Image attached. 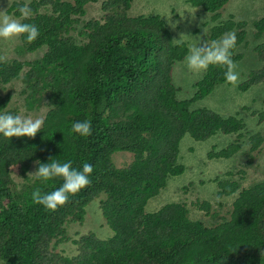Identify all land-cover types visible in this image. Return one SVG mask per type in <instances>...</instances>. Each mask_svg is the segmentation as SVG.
<instances>
[{
	"label": "trees",
	"instance_id": "obj_1",
	"mask_svg": "<svg viewBox=\"0 0 264 264\" xmlns=\"http://www.w3.org/2000/svg\"><path fill=\"white\" fill-rule=\"evenodd\" d=\"M11 1L7 14L36 25L40 35L32 43L20 36L18 57L2 60L0 51V112H21L10 108L7 85L13 81L24 86L25 109L46 112L35 138L0 135V264H264V167L262 179L247 183L248 171L260 167L264 133L249 131L238 115L193 109L227 83L225 69L210 66L194 83L196 93L180 99L174 67L183 63L187 45L173 41L160 15L130 16L134 0H102L97 17L88 10L100 0ZM187 1L219 22L210 41L236 34L235 64L248 54L255 61L239 90L264 86V41L249 48L251 24L221 20L230 0ZM24 4L32 9L27 19L17 10ZM247 20L262 39L264 17ZM259 116L264 122V113ZM84 119L92 123L87 137L71 131L73 122ZM218 134L234 139L212 149L208 159L242 155L245 164L216 178L210 198L185 197L149 209L168 182L187 170L179 157L184 137L204 142ZM120 152L131 153L132 162L118 164ZM49 158L93 166L91 183L55 211L36 204L31 193L51 192L63 181L28 179L37 161ZM99 198L94 206L113 235L102 239L92 229L70 235V226H82Z\"/></svg>",
	"mask_w": 264,
	"mask_h": 264
},
{
	"label": "rangeland",
	"instance_id": "obj_2",
	"mask_svg": "<svg viewBox=\"0 0 264 264\" xmlns=\"http://www.w3.org/2000/svg\"><path fill=\"white\" fill-rule=\"evenodd\" d=\"M23 1L30 2L31 0ZM101 1L102 0L90 7L91 9L89 8V15H96V17L100 16L99 5ZM11 3V0H0V13L7 14V9ZM223 10L221 11V14L223 12L222 21L234 17L238 21L246 20L249 25L251 24L249 27V29H251V37L247 38V46H249V48L253 47L257 41L254 39V28L252 27V23L251 21L249 22L247 18L249 17V20H254L264 16V1L230 0ZM129 14L134 17L141 14L147 16L160 15L171 32L173 40L178 39L181 34H187L192 36L190 42H198L199 37L202 40L207 39L210 41V29L212 26L219 23L212 22L207 13L200 8L192 7L187 0H134ZM12 18L16 19L14 17ZM204 30H206V35ZM18 46H20V37L11 40L0 39V51L3 53L2 60L18 57V54H14ZM241 63H245L247 69H244ZM241 63L236 64L239 80L235 85L226 83L225 85L218 86L215 91L204 100L195 103L193 109L209 108L224 118L238 115L239 119L244 120L249 131L264 133V122L260 121L259 116L261 113H264V86H254L244 92L239 90L238 87L246 80L248 71L250 72L252 70V68L248 69V67L255 63V61L248 54ZM203 74L204 72L200 73L188 70L184 63L177 64L174 67V82L177 87L182 88L177 93L178 98H191L196 93V89L193 90V85L196 81L201 79ZM7 88L12 93L10 107L18 108L19 111H21L18 114H23L25 116L30 115L33 118H43L44 113L28 112L24 108L22 93L24 86L20 81H13L7 85ZM233 139V136L218 134L207 141L196 142L189 135H186L180 144L179 157L180 160L182 159L181 162L187 167V170L182 176L173 178L168 182L162 195L150 203L149 209L153 210L158 208L169 200L185 199V197H201L202 194H204L205 198H210L212 194L214 195L217 189L214 180L216 178H223L227 172L235 170L238 166L241 167L247 160V158L242 155L229 160L208 159L207 155L212 149L216 151L222 150L233 141ZM188 147L193 148V151L190 152ZM115 159L118 164L127 161L126 164H129L133 160V155L131 153L120 152L115 155ZM257 163L260 167H255V165H253L255 169L248 171L247 183L263 178L260 170L264 167V152L263 155L258 158ZM14 170L16 174L19 175L20 171L17 166ZM191 183L193 184L192 188L189 186ZM187 186L188 190L185 191L184 188ZM100 200L101 198L96 199L89 205L86 220L82 226H70V235H73L77 230H81L82 232L87 229H92L102 239L109 238L113 235V232L109 229L110 227L105 223L98 206H94L100 203ZM64 248L68 254L72 255L75 253L74 247L71 245H67Z\"/></svg>",
	"mask_w": 264,
	"mask_h": 264
},
{
	"label": "clouds",
	"instance_id": "obj_3",
	"mask_svg": "<svg viewBox=\"0 0 264 264\" xmlns=\"http://www.w3.org/2000/svg\"><path fill=\"white\" fill-rule=\"evenodd\" d=\"M17 10L21 19H27L32 15V9L27 4L18 5ZM263 17L261 16L256 20ZM204 33L206 35V30ZM39 35V29L36 25L23 23L21 20L0 13V39L11 40L24 36L27 43H32ZM191 37L187 34H181L178 39L173 40L177 45H187V53L183 60L187 69L203 73L208 71L210 66H220L225 69V81L235 85L239 80V73L232 59L233 49L236 47L237 41L236 34L228 32L211 41L202 40L199 37L198 42H190ZM254 39L258 45L264 41V37L257 40L255 35ZM26 111L28 110L26 109ZM34 111L36 109L28 112ZM37 112L45 113L46 110L41 109ZM44 124L45 121L42 117L33 118L30 115L0 112V135L5 138L25 136L35 138L42 131ZM71 131L82 137L90 136L92 123L88 119L77 120L72 123ZM37 164L39 166L35 172L28 173V179L38 180L41 183L54 181L57 178L63 181L59 187L51 192L42 194L41 190L36 188L31 193L32 200L48 210L55 211L58 207L65 205L70 197L77 195L91 183L90 177L93 173V166L88 162H84L79 168L74 167L71 160L61 161L55 158H49L46 163L37 161Z\"/></svg>",
	"mask_w": 264,
	"mask_h": 264
}]
</instances>
